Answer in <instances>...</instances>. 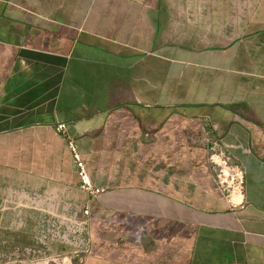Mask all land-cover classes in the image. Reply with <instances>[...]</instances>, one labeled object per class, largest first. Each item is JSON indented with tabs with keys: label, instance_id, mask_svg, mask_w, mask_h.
<instances>
[{
	"label": "crops",
	"instance_id": "obj_1",
	"mask_svg": "<svg viewBox=\"0 0 264 264\" xmlns=\"http://www.w3.org/2000/svg\"><path fill=\"white\" fill-rule=\"evenodd\" d=\"M0 159L4 182L90 204L84 264H264V0H0Z\"/></svg>",
	"mask_w": 264,
	"mask_h": 264
},
{
	"label": "built area",
	"instance_id": "obj_2",
	"mask_svg": "<svg viewBox=\"0 0 264 264\" xmlns=\"http://www.w3.org/2000/svg\"><path fill=\"white\" fill-rule=\"evenodd\" d=\"M59 134L65 136L69 149L72 153L74 165L80 180V190L91 199L98 198L106 192V189L97 187L86 168L82 155L78 151L75 142L68 136L67 125L59 123L56 127ZM209 162L213 167L215 180L219 191L230 210L244 209L243 200L245 193V168L238 164L228 152L232 146L224 145L222 141L210 138ZM25 190L10 189L2 199L0 212L9 210V203L13 204V210L19 217L22 209H30L35 200L43 201L36 210L41 213L38 220L35 240L37 243H67L72 244L75 256L79 264H84L86 257L91 251V206L88 202L82 203L77 200L53 199L47 193H28ZM20 201V204L14 201ZM22 202H25L23 205ZM56 204H53V203ZM20 222L21 219H20ZM22 225V223H21ZM72 240V241H71Z\"/></svg>",
	"mask_w": 264,
	"mask_h": 264
},
{
	"label": "rangeland",
	"instance_id": "obj_3",
	"mask_svg": "<svg viewBox=\"0 0 264 264\" xmlns=\"http://www.w3.org/2000/svg\"><path fill=\"white\" fill-rule=\"evenodd\" d=\"M3 171L4 169L0 167V206L10 189L29 191L23 182L16 181L13 184L8 182L9 178L4 182ZM33 192L41 193L40 190L28 193ZM14 202L20 204L18 200ZM42 204L43 201L35 200L30 209H22L20 217L18 212L13 210L14 203L8 204L9 210L0 212V264H79L75 249L69 241L48 242L43 245L35 240L36 226L41 218V213L36 209Z\"/></svg>",
	"mask_w": 264,
	"mask_h": 264
}]
</instances>
